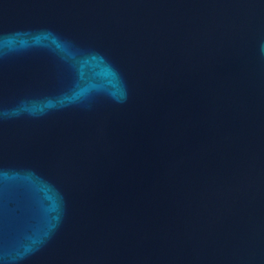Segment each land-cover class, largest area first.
I'll return each instance as SVG.
<instances>
[{
  "label": "water",
  "instance_id": "water-1",
  "mask_svg": "<svg viewBox=\"0 0 264 264\" xmlns=\"http://www.w3.org/2000/svg\"><path fill=\"white\" fill-rule=\"evenodd\" d=\"M0 264H264V0H0Z\"/></svg>",
  "mask_w": 264,
  "mask_h": 264
}]
</instances>
